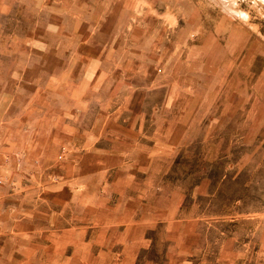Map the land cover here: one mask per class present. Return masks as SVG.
I'll return each mask as SVG.
<instances>
[{"label":"rangeland","instance_id":"374dc122","mask_svg":"<svg viewBox=\"0 0 264 264\" xmlns=\"http://www.w3.org/2000/svg\"><path fill=\"white\" fill-rule=\"evenodd\" d=\"M0 264H264V0H0Z\"/></svg>","mask_w":264,"mask_h":264},{"label":"crops","instance_id":"0c3cea01","mask_svg":"<svg viewBox=\"0 0 264 264\" xmlns=\"http://www.w3.org/2000/svg\"><path fill=\"white\" fill-rule=\"evenodd\" d=\"M116 134H120V133H116ZM90 136H91V133H86V138H89Z\"/></svg>","mask_w":264,"mask_h":264}]
</instances>
